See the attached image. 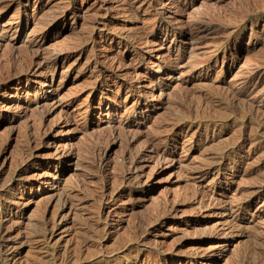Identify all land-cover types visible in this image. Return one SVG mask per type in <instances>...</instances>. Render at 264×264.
Instances as JSON below:
<instances>
[{"label":"rangeland","instance_id":"374dc122","mask_svg":"<svg viewBox=\"0 0 264 264\" xmlns=\"http://www.w3.org/2000/svg\"><path fill=\"white\" fill-rule=\"evenodd\" d=\"M256 261L264 0H0V264Z\"/></svg>","mask_w":264,"mask_h":264},{"label":"bare ground","instance_id":"6f19581e","mask_svg":"<svg viewBox=\"0 0 264 264\" xmlns=\"http://www.w3.org/2000/svg\"><path fill=\"white\" fill-rule=\"evenodd\" d=\"M150 1H151V0H150ZM152 1H153V0H152ZM125 2H126V1H125ZM241 90H242V89H241ZM238 94H239V93H238ZM233 95H234V94H233ZM232 97H233V96H232ZM236 97H238V96H236ZM241 99H242V98H241ZM39 106H40V105H39ZM26 141H28V139H27ZM28 142H29V141H28ZM26 144H27V143H26ZM151 148H153V147L151 146ZM149 149H150V148H149ZM154 153H155V152H154ZM135 157H136V156H135ZM139 159H140V158H139ZM66 194H67V193H66ZM62 197H63V196H62ZM67 197H68V196H67ZM64 199H65V198H64ZM64 203H65V202H64ZM64 203H63V204H64ZM65 204H66V203H65ZM67 204H68V203H67ZM108 218H109V217H108ZM110 219H111V217H110ZM106 221H107V220H106ZM105 224H107V223H105ZM105 228H107V227H105ZM103 231H105V230H103ZM12 254H13V252H12ZM248 254H250V253H248ZM248 254H247V255H248ZM251 254H252V253H251ZM68 256H69V255H68ZM251 256H252V255H251ZM251 256H250V257H251ZM66 257H67V256H66ZM252 257H253V256H252ZM70 258H71V257H70ZM67 259H68V258H67ZM67 259H66V260H67ZM244 260H246V259H244ZM246 261H247V260H246ZM250 261H251V259H250ZM244 262H245V261H244ZM246 263H247V262H246ZM246 263H245V264H246ZM253 263H254V262H253ZM256 263H257V261H256ZM256 263H255V264H256ZM131 264H132V263H131ZM240 264H241V263H240ZM247 264H248V263H247ZM251 264H252V263H251ZM257 264H258V263H257Z\"/></svg>","mask_w":264,"mask_h":264}]
</instances>
